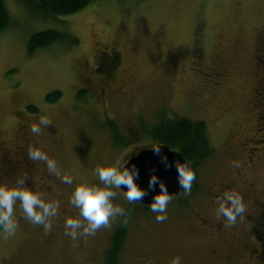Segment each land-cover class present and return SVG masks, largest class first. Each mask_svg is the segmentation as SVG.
Wrapping results in <instances>:
<instances>
[{"label": "rangeland", "instance_id": "1", "mask_svg": "<svg viewBox=\"0 0 264 264\" xmlns=\"http://www.w3.org/2000/svg\"><path fill=\"white\" fill-rule=\"evenodd\" d=\"M5 2L12 22L0 33V147L15 150L33 136L66 174L100 183L96 167L115 166L131 151L155 143L147 130L162 118L206 120L212 144L219 148L228 137L239 146L244 134L256 130L254 112L264 111L254 97L258 79L264 77V63H257L259 52L264 59V43L256 49V37L264 29V0H92L75 13L51 18L19 0ZM49 28L73 34L79 42L56 41L31 53L32 34ZM111 48L120 51L121 61L118 82L107 87L101 76L108 73L94 72V67L99 50ZM55 90L62 95L48 100ZM41 115L51 123L32 134L29 125ZM108 117L126 146L114 142L105 124ZM220 155L218 149L207 163ZM2 164L0 182L15 181ZM203 168L206 174L210 167ZM46 170L40 161L35 170L12 172L40 192ZM60 183L54 187L61 192L49 197L60 201V211L48 232L31 223L17 202L15 234L0 229V264H106L111 234L122 223L127 232L120 264H170L176 256L181 264H207L194 259L193 231L179 223L194 212L203 190L197 194L191 187L172 196L167 219L157 222L150 205L132 208L124 191L113 187L114 202L125 208V215L110 218L94 235L73 240L63 223L65 216L78 215L69 203L73 186L66 189Z\"/></svg>", "mask_w": 264, "mask_h": 264}, {"label": "flooded vegetation", "instance_id": "2", "mask_svg": "<svg viewBox=\"0 0 264 264\" xmlns=\"http://www.w3.org/2000/svg\"><path fill=\"white\" fill-rule=\"evenodd\" d=\"M261 43H264V29L256 37L258 51L261 50ZM105 54H107V58H104ZM120 61L121 53L118 50L112 48L99 50L94 72L108 73L109 77L101 76L105 86L109 87L111 83L118 82L116 69ZM257 63L259 65L264 63L260 52L257 54ZM99 65H102L104 69H99ZM254 91L255 106L264 108V77L261 76L258 79V85ZM254 116L257 120V128L252 133L244 134L242 144L239 146L233 143L235 140L228 137L223 140L224 143L222 141L223 147L219 148L212 144L209 137L214 152L195 169V179L192 183L196 185V193L200 194L202 193L200 191L203 190V194L196 197L193 206L194 212L190 216V213L186 214L187 216L184 215L179 223L182 226L189 225L193 231L194 238H190V240L192 239L194 242V259L196 261L201 259L207 264H264V123H262L264 111L262 113L260 110L255 111ZM235 133L233 132L232 135L234 136ZM26 139L19 143L15 150L13 147L1 145L0 150L3 153L7 152L4 159L1 158L4 163L2 167L5 166L6 169L25 167L35 170L38 162L29 158L28 148L29 146L39 147V145L33 136H27ZM146 147L150 146H143V148ZM218 149L221 153L219 159H215L212 164L207 163L214 159ZM137 151H131L130 156ZM221 160L226 161V166L220 165L223 162ZM56 162L62 173L66 174L65 169L59 163L60 161L56 160ZM204 164H208L210 167L206 174L202 173ZM11 165L14 167H10ZM59 179L55 174L45 171V181L39 186L40 192L43 191L46 200H49L50 195L56 190L61 192L60 189L54 187L58 181L66 189L72 187ZM52 180L55 181V184L50 183ZM203 184L205 185L203 186ZM51 186L55 190H51ZM233 190L241 194L246 211L242 216L237 217L235 224L228 226L225 218L217 215L216 209L218 208V198L222 197L226 191ZM56 198L59 197L56 196Z\"/></svg>", "mask_w": 264, "mask_h": 264}, {"label": "clouds", "instance_id": "3", "mask_svg": "<svg viewBox=\"0 0 264 264\" xmlns=\"http://www.w3.org/2000/svg\"><path fill=\"white\" fill-rule=\"evenodd\" d=\"M51 121L44 115L39 117L38 122L29 125L32 134H39L41 126H46ZM162 143L150 145L154 153L161 154ZM28 156L32 161H43L50 173L55 174L60 180L72 185L69 194V203L78 209L77 216H65V234L75 240L77 237H87L94 235L101 226H106L110 218L125 215V208L114 202L117 192L113 190L126 188L125 199L129 202L142 201L145 190L139 186L136 177L139 170L135 164H129L128 159L115 166L98 165L95 172L100 183H90L84 179H77L70 174H64L58 168L55 159L40 147L29 146ZM165 166H169L167 156L163 155ZM178 187L184 191H190L192 182L195 179V172L191 166V161L183 158L173 161ZM148 184L152 188L158 186L159 191L153 196L150 203L152 212L157 213L155 220L163 222L167 219L166 209L171 199L166 182L157 176L155 172L149 176ZM44 193L35 191L28 187L23 176H18L13 182H0V229L7 236L15 234L18 224L15 218V208L17 202L22 209L24 216L35 225H42L45 232L52 229L53 218L59 214L60 201L46 200ZM246 211L241 194L237 191H226L222 197L218 198V216L225 218L226 224H235L238 216H242ZM170 264H181L179 256L173 257Z\"/></svg>", "mask_w": 264, "mask_h": 264}, {"label": "trees", "instance_id": "4", "mask_svg": "<svg viewBox=\"0 0 264 264\" xmlns=\"http://www.w3.org/2000/svg\"><path fill=\"white\" fill-rule=\"evenodd\" d=\"M28 8L33 9L44 18L56 17L57 15H69L77 12L87 5L92 0H19ZM12 17L7 7L5 0H0V33L4 32L11 24ZM56 41H68L78 43L77 36L63 32L54 28H49L37 31L30 37L29 50L35 52L40 48L47 47ZM120 52V51H119ZM99 69H104L99 65ZM81 94V92H80ZM62 95V91L55 90L47 94V99L56 101ZM31 110H36L37 107L29 105ZM108 127L114 142L119 147H124L127 142L124 136L119 131L118 126L110 117L105 122ZM149 136L155 143H164L172 148L181 151L187 160L191 161V166L195 169L203 163V161L214 152L208 136V124L203 119H190L187 117L177 118H162L159 122L147 130ZM7 153V152H5ZM5 153L0 150V157L4 159ZM0 158V159H1ZM0 167L2 160H0ZM10 167H14L11 165ZM13 173V179H16ZM10 170V169H9ZM6 172L8 169L5 170ZM11 175V174H8ZM2 180V179H0ZM195 189L196 185L192 183ZM41 191V190H39ZM43 192V191H42ZM41 192V193H42ZM146 206L137 202H130V207ZM127 227L124 223L117 226L111 234V242L106 250V264H120L122 248L126 238Z\"/></svg>", "mask_w": 264, "mask_h": 264}, {"label": "water", "instance_id": "5", "mask_svg": "<svg viewBox=\"0 0 264 264\" xmlns=\"http://www.w3.org/2000/svg\"><path fill=\"white\" fill-rule=\"evenodd\" d=\"M161 154L154 153L151 147H146L133 153L129 158V164H135L139 170V175L136 177V181L145 190V196L142 201H133L141 204L150 205L153 196L159 191L158 186L152 188L148 184L149 176L155 172L158 177L166 182L169 194L171 197L182 193L183 191L178 187L177 174L173 161L176 159L186 158L181 151L172 148L168 144L162 143ZM163 155L167 156L169 166H165V161L162 158ZM122 190L126 191L124 186H121Z\"/></svg>", "mask_w": 264, "mask_h": 264}]
</instances>
